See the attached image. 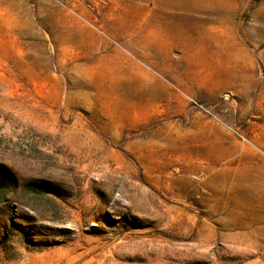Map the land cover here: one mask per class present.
<instances>
[{
	"label": "rangeland",
	"instance_id": "374dc122",
	"mask_svg": "<svg viewBox=\"0 0 264 264\" xmlns=\"http://www.w3.org/2000/svg\"><path fill=\"white\" fill-rule=\"evenodd\" d=\"M0 264H264V0H0Z\"/></svg>",
	"mask_w": 264,
	"mask_h": 264
}]
</instances>
